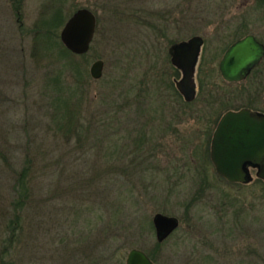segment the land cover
<instances>
[{
	"label": "rangeland",
	"instance_id": "1",
	"mask_svg": "<svg viewBox=\"0 0 264 264\" xmlns=\"http://www.w3.org/2000/svg\"><path fill=\"white\" fill-rule=\"evenodd\" d=\"M51 2L66 16L58 40L75 9L101 15L86 54L66 55L33 30ZM249 33L264 42V0H0V246L18 175L30 167L9 261L101 264L118 248L126 264L140 248L158 264H264V181L253 171L254 180L231 183L210 157L222 99L234 98L227 109L264 111L255 76L230 83L219 69ZM195 35L204 38L198 94L186 102L168 49ZM70 58L82 80L69 74ZM97 59L98 80L90 74ZM106 210L117 230L102 234ZM156 213L180 220L160 246Z\"/></svg>",
	"mask_w": 264,
	"mask_h": 264
},
{
	"label": "water",
	"instance_id": "2",
	"mask_svg": "<svg viewBox=\"0 0 264 264\" xmlns=\"http://www.w3.org/2000/svg\"><path fill=\"white\" fill-rule=\"evenodd\" d=\"M97 29V17L89 8H79L66 21L60 38L65 47L77 55L86 54ZM203 37L195 35L188 40L172 44L169 54L173 65L182 71L177 81L178 90L187 101L196 96L195 71ZM264 59V43L248 34L232 43L219 63L226 81L245 80ZM104 60H95L90 67L93 79H101ZM211 159L217 173L231 183H248L253 180L247 166L257 168L256 176L264 181V113L242 108L228 111L220 120L211 144ZM157 240L165 241L180 225L177 217L156 213L153 218ZM126 264H158L146 251L131 248Z\"/></svg>",
	"mask_w": 264,
	"mask_h": 264
},
{
	"label": "trees",
	"instance_id": "3",
	"mask_svg": "<svg viewBox=\"0 0 264 264\" xmlns=\"http://www.w3.org/2000/svg\"><path fill=\"white\" fill-rule=\"evenodd\" d=\"M61 3H62V1H61ZM57 5L58 4L56 2L54 4H52V2H51L48 5L49 6V8H48L49 16H50V14H51V16L48 18L42 17V19L37 23L36 27L33 28V30H35V32L41 33V36L45 35L46 36L45 39L50 44V46L57 47L58 49H61L64 52V54L69 55V56L74 58L73 53L65 47V45L62 43L61 40H58L57 30L59 29L61 22L64 21L66 16L63 15V9L62 8L56 9ZM86 8L91 9L88 6H86ZM78 9H75L74 12L77 11ZM91 10L95 13V15L97 17V29H96V34H95V37H96L101 32V28H100L101 15L95 9H91ZM55 45H58V46H55ZM66 66L68 68L67 70L69 71L70 75H72V72H73V74H74V72H76L77 78H79L80 80L83 79V77H84L83 70H82L81 66L80 67L78 66V63L76 66L75 63L70 58L68 60ZM176 70L179 74L180 71L178 69H176ZM263 70H264V60H263ZM199 75L201 76V70H200ZM200 76H199V78H200ZM252 76H255V77H254V80L251 82V84H254V83L258 84L259 83L258 82L259 81V68H256L253 71ZM250 80H251V78H250ZM240 83H242V82H240ZM202 87L203 86L201 83L200 88H199V93H201ZM260 87H261V89H262V87L264 89V84H263V86H260ZM239 97L240 96H236V99H238ZM231 101H234V98L227 96V97H225V99H222L220 102L219 113L223 110H231V109H227V107L229 106V103H231ZM245 106H249V105L246 104ZM28 165H29V161L27 163V166ZM28 169H30V167H26L25 171L22 174L18 175V180L15 184L14 191L16 193V196H15L16 199L12 201L13 202L12 203V210H13L12 213L13 214H11L12 217H11V219H9L7 221L6 227L3 229V232H5L7 236H6V238L4 237L5 239L3 238L2 245L0 246V264H14L13 261H9V258L12 257L14 254H17L19 251L18 241L22 237L21 233L24 229L22 227V222H21L22 219H21V213H20L21 210L19 211V208L22 209L23 207H25L26 202H28L29 197H30V195H29L30 185H29V183L27 184V181H25L26 180L25 176H26ZM257 180H260V179L258 178ZM107 211H109V210L102 211V213H101V233L102 234H103V232L108 233L110 230H117L115 228H112L110 225L112 223H116L117 220L113 216L109 215ZM105 217H106V219H105ZM116 226H117V224H116ZM125 229H128V228H125ZM82 240H84V239H82ZM157 242H158L157 243L158 246L164 244V242H160L158 240H157ZM86 245H87V243L81 241L80 250L82 249L83 246H86ZM67 251H68V249H67ZM118 251H119L118 248H115L113 250L111 248H107V254L104 252L106 255L101 256V264H119V263L123 264L122 254L118 255ZM146 252L149 254V256L155 262H157V259L155 258V256L152 253H149V251H146Z\"/></svg>",
	"mask_w": 264,
	"mask_h": 264
},
{
	"label": "flooded vegetation",
	"instance_id": "4",
	"mask_svg": "<svg viewBox=\"0 0 264 264\" xmlns=\"http://www.w3.org/2000/svg\"><path fill=\"white\" fill-rule=\"evenodd\" d=\"M263 1V0H262ZM249 34H252V33H249ZM248 35V34H247ZM256 38H257V40L258 41H260L261 43H264L263 42V39H261V38H258L255 34H253ZM203 44H204V38H203V43H202V47H201V52H200V54H199V58H198V62H197V65H196V76H197V68H198V64H199V61H200V58H201V54H202V50H203ZM168 54H169V49H168ZM169 57H170V60H171V56H170V54H169ZM171 63H172V61H171ZM172 65H173V63H172ZM176 69H178L180 72H181V78H182V71L179 69V68H177L175 65H173ZM256 68H259V80L260 81H258L259 83H261L262 85H263V59L261 60V62L259 63V65L257 66V67H255L252 71H251V73L248 75V77L245 79V80H243V81H240V82H247V81H249L250 80V78L252 79V73H253V71L256 69ZM220 69V68H219ZM200 71V70H199ZM198 74H199V72H198ZM196 76H195V78H196ZM223 77V76H222ZM180 78V79H181ZM180 79H177L176 81H175V84L177 83V81L178 80H180ZM224 79V78H223ZM249 79V80H248ZM225 80V79H224ZM226 81V80H225ZM227 82H229V81H227ZM240 82H230V83H240ZM176 87H177V85H176ZM263 89V88H262ZM177 90H178V88H177ZM179 91V90H178ZM197 92H198V85H197ZM179 93L181 94V92L179 91ZM196 94H198V93H196ZM181 96L184 98V96L181 94ZM195 98H196V96H195ZM185 99V98H184ZM185 101L186 102H188L186 99H185ZM190 102H192V101H190ZM242 108H250V109H252V110H255V111H258L259 113H263V111H261V110H259V109H257V108H254V107H251V106H243V107H240V108H238L237 110H240V109H242ZM228 111H230V110H227L223 115H222V117L228 112ZM222 117H221V119H222ZM220 119V120H221ZM220 120L218 121V123H217V125H216V128L213 130V136H214V133H215V131H216V129H217V127H218V124H219V122H220ZM213 136H212V140H213ZM212 140H211V144H212ZM210 157H211V147H210ZM212 160V159H211ZM212 163H213V161H212ZM214 164V163H213ZM247 168H248V171H249V173H251V175H252V173H253V171H255V174L257 173V168L256 167H254V166H251V165H248L247 166Z\"/></svg>",
	"mask_w": 264,
	"mask_h": 264
}]
</instances>
